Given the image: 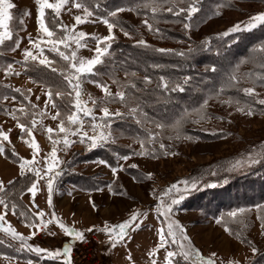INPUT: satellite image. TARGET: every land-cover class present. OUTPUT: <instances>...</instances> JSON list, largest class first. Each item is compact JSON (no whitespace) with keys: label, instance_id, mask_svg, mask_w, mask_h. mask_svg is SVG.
Instances as JSON below:
<instances>
[{"label":"rangeland","instance_id":"1","mask_svg":"<svg viewBox=\"0 0 264 264\" xmlns=\"http://www.w3.org/2000/svg\"><path fill=\"white\" fill-rule=\"evenodd\" d=\"M257 1L259 2L250 4L237 3L232 7V10H225L218 17L209 19L199 29L191 31L188 28L186 34L192 39H198V41L213 36L227 37L221 34L227 31L228 28L246 21L257 12L264 11V0ZM10 2L14 5L10 9L13 19L9 22L13 36L12 39L6 40L0 45V85L7 86L13 90L19 88L28 98L25 99L24 95H20L19 99L21 101L19 103L10 98L8 94H3L5 91L2 90L0 92V108H3V111L7 109L8 112H11L13 108L19 109L24 106L28 114L25 116L17 111L16 115L20 122L25 123L29 127L31 126L33 115H35L37 125L33 129L31 137L35 139L38 145V163L35 167H39L43 172L45 169L44 157L52 149L51 141L48 139L45 129L48 127H52L54 130L57 129L60 120L52 119V116L56 114L55 108L52 107L53 102L45 104V101L49 99L47 88L34 83L24 73L23 50L32 47L29 44V35L31 34L33 39L37 36L38 26L36 24L35 0H10ZM77 2H80V0H77ZM85 2L93 10L94 15L89 19V22L77 25L76 31H84L89 34L85 38L86 46L77 49L78 56L91 58L95 54L96 42L90 38L91 35L104 36L108 34L106 25L100 22L98 18L100 16L105 17L107 13L117 8L123 9V11L117 13V17L124 22L130 23L137 34L129 33V36H125L121 31L123 27L117 23V26L113 29L115 38L111 45L116 42H135V39H139L138 33L141 36L143 34L144 36L146 35V32L139 27V19L136 13L133 10L129 11L122 8L126 0H104V4L101 6L105 9L99 6L97 9L96 5H90L89 0H85ZM97 2H100V0ZM24 12L29 14L25 16L23 15ZM76 15H82V9L73 7L72 0H69V3L62 9L59 20L68 25L71 30V25L75 23L74 17ZM21 20L23 21L22 24ZM92 21L95 22L93 23ZM51 22L53 23V18ZM261 24H257L256 27L247 30L242 27L241 31L230 33L228 36L233 37L234 40L239 33L254 30ZM123 29L127 31L125 28ZM56 31L58 34H62L59 33L58 29ZM147 36V40L150 39V35ZM17 40L20 41L19 47L16 45ZM72 48H75L74 44ZM61 50H64L63 46H61ZM33 52L35 53L36 50L33 49ZM46 52L50 51L45 48V56H47ZM51 54L54 56V60H52L50 66L41 65L38 60L35 62L29 61L28 64L38 67L48 66L50 69H56L61 80L58 85L49 89L53 92L52 97L54 95L55 98L60 100L61 118L66 121L67 115L75 110L73 106L75 93L67 86V81L61 75V70L66 69L67 62L63 61L57 53L51 52ZM108 57L109 53L104 57L103 63ZM103 63L95 66L94 73L99 75L91 74L82 79V100L87 101L86 106L92 108L94 115L98 118L102 115L101 107H107L110 113L118 111L122 114L120 117L113 116L111 120V138L107 142L98 143L96 147H91L89 143H81L78 136H70L69 138L73 143L65 149L62 137L53 136L54 139H60L61 141L56 147L58 149L57 156L62 163L58 169L61 174L53 183V191L51 193L52 206L51 208L48 206L49 194L46 180L41 179L37 181L38 191L35 194V199H38V203L35 205L38 208L33 206V208L31 207L32 209L28 207V210H24L20 207L18 211L19 213H34V208H37L44 211L46 220L51 219V213L54 212L66 226L80 230L84 235L83 240H87L89 232L97 231L98 244L101 247L96 249L97 251L95 252L97 255L99 254L98 256H101L99 258L100 263L97 264H103L104 259L102 257L107 258V253L105 252L111 245L107 233L101 230L105 223L111 227L129 218L132 212L136 211L139 214L137 222L141 224V227L135 230L130 229L126 236L130 238L137 232V237L143 238V240H140L141 245H139V247H143L137 249L139 255L137 258L134 256L135 262L140 258L143 264H151L152 259L157 260L158 264H165L164 257L166 250L171 251L170 246L167 245L165 248L160 249L154 257H149L148 253L152 250L149 247L151 242L146 241H149V238L153 239L152 244L155 248L159 242L158 232L162 227H165L162 223L164 219L162 216L158 215L159 221H161V228L153 223L157 220V212L155 211L159 202L157 197L162 191L173 183H178V186L183 188V184L179 182L193 179L200 181L197 188L209 187L213 180L219 179L217 176L222 169L235 170L230 173L234 177L237 176L235 181L242 176L241 171H244V169L245 171H258L256 172L257 175H255L258 177L255 179H259L260 175H264V160L251 166L231 167L236 161L246 160L249 153L254 156L264 153V105L258 103L259 100L264 99V85H259L248 76L239 75V83L235 85V95L239 97L242 94L244 100L242 102L230 98H224L223 101L217 100L216 104L210 107V111L206 116L201 115L198 122L191 124L186 129L188 133L180 134L178 126L171 127V122L169 124V121L163 120L164 116L161 115L164 112L157 114V110L153 107L155 112H152L155 115L145 113L143 106L138 105V100H130L127 104H124L119 101V98H116L100 104L99 100L104 97V92L97 87L96 82L106 84L114 95L117 91V85L113 83L114 79L119 80L121 84H129L131 79V75L126 76L117 70L107 75L96 72ZM8 64L12 65V72L9 75H5L4 70ZM260 77L257 75L251 76V78ZM245 87H253L255 94L246 95L242 91ZM29 89L31 90L30 93L27 91ZM124 90L129 93L127 89ZM134 90H136V86ZM58 91L62 93L61 96L56 95ZM70 92L72 93L71 96L68 95ZM5 96L8 97L7 100L4 99ZM38 97L39 99H37ZM90 97L97 100L95 107ZM32 105H35V108ZM134 107L139 108L138 112L135 115H129L130 110ZM249 107L253 109L252 115L247 114ZM238 108H243L244 111H238ZM8 112L0 113V130L8 134L9 140L0 141V143L3 144V147H5V144L8 145L13 151L15 150L13 147L16 145V149L20 151L21 155H23V151L30 153L27 159H32L30 143L25 146L26 142L30 141L31 138L26 135L22 138L21 130L17 126V120L13 119ZM205 112L207 113V111ZM41 113L45 114L42 115ZM154 116L157 119L153 118ZM83 119L84 131L91 135V118L84 117ZM137 120L141 122L137 123ZM118 122H122L123 125L114 127ZM157 124L162 125V127L157 128ZM150 133L156 136L151 143L148 142ZM201 134L208 136V139L201 140ZM141 141H145L144 155L136 154L141 151ZM161 143L166 146L163 150L160 149ZM124 156H127L128 159H122ZM99 161H105L106 163L101 164ZM130 165H135L136 167H130ZM112 167L117 168L115 175L111 171ZM19 169V164L14 166L0 154V182L5 186L13 178L20 175ZM236 183L237 188L241 191V181ZM243 185H245L244 188L249 187L247 183ZM191 191L192 189L185 194L184 199L178 205L173 206L171 215V220L178 222L183 227L191 246L198 249L205 257L213 252L216 253L217 264L220 261H224V264H227L229 260L239 261L240 264H264V228L261 227V220L258 219V217L264 216V213L259 214L251 206L241 207L246 211L239 221H235V226L240 236L238 238L236 234L232 235L225 231V223L232 222L228 217L222 218L220 215H215L205 219L206 216H202V214L206 211L199 212L195 208H186L184 203L188 201V193ZM27 194L30 193L27 192ZM23 202L27 203L28 201L23 200ZM256 202L259 201L257 200ZM4 211L3 205H0V212ZM205 215L208 214L205 213ZM17 218L10 209H7L4 226L7 227L10 223L15 229L18 223V225H21V234L26 238L31 237L28 239V243L33 247H40L49 251L59 250L61 255L59 258H51L43 254L37 255L27 249L17 251L20 242L14 241L9 235L0 232V239L9 245L6 247L5 243L0 242V264H10L11 260L8 262L9 256L15 257L16 261H14V264H18L20 261L23 263L32 261V264L36 262L38 264H63V249L65 245L69 243L74 245L78 241L65 235L55 221L42 228L40 230L41 234L37 236L31 235L36 232L35 227L29 226L27 222L21 223L20 217ZM31 218V216H28L29 220ZM218 218L222 221L221 224L216 222ZM213 220L216 224L222 226L221 229L213 225ZM24 221H27L25 217ZM89 228L92 230L87 231ZM126 237L123 240L127 243ZM248 241H251V245ZM94 242L97 244V240L90 239L91 245ZM120 243L118 242L110 248L108 260L104 264H111L112 260L116 261L115 264H122L120 261L124 260V251L118 246ZM2 244L5 247L1 246ZM252 247H255L257 251L252 252ZM127 249L131 253L133 250L134 252L136 251L130 246H127ZM142 251L143 253H141ZM177 262L178 264H181V262L182 264H187L182 257ZM128 264H132L131 261Z\"/></svg>","mask_w":264,"mask_h":264},{"label":"trees","instance_id":"2","mask_svg":"<svg viewBox=\"0 0 264 264\" xmlns=\"http://www.w3.org/2000/svg\"><path fill=\"white\" fill-rule=\"evenodd\" d=\"M97 1L89 0V3L93 6L96 5L97 9L98 6L105 9L101 6L104 4V0ZM189 2L190 0H180L179 3L176 0H160L162 8L154 15L150 9L142 7L145 0H126L122 8L129 11L133 10L136 13L139 19V27L146 32V35L144 36L143 34L141 36L138 33L139 39H135V42L113 43L109 50L108 59L96 70V72L104 73L105 75L116 70L124 75L125 72L131 75L129 84L134 83L136 90L130 86L126 89L131 96L135 97V100H138V105L143 106L145 113L155 115L153 107L157 110V114L164 112L161 115L164 116L163 120L169 121V124L171 122V127L178 126L180 134L188 133L186 129L191 124L198 122L201 115L206 116L210 111V107L215 105L217 100L223 101L224 98L240 102L244 100L242 94L239 97L235 95V86L228 85L227 80L230 74L236 75L237 78L239 75L248 76L259 85H264V67L261 66V61L258 57L253 58V50L264 45V23L254 30L239 33L234 40L231 36H213L198 41V39H192L188 36L186 34L188 28H184V24L188 23L190 25L189 30L199 29L209 19L218 17L225 10H232V7L237 3L250 4L259 1L195 0L194 6L198 7V11L193 13L190 19H185L187 16L186 11L179 16H174L164 10L173 5H175V10L179 8L186 9ZM48 13L50 14L47 16V22L52 25L53 16L51 12ZM105 17H108V13ZM145 19L152 24L151 30L144 28L146 27L143 24ZM115 20L129 33L137 34L130 23L124 22L117 16ZM147 35H150L148 40L146 38L148 37ZM140 39H143L148 46L137 45L136 42ZM156 49H170L172 51L162 53L156 51ZM179 53H183V55ZM46 55L49 60H54L51 52H46ZM23 66L25 67L24 73L34 83L46 87L48 92L50 87L58 85L61 80L57 71H53L48 66L38 67L28 63H23ZM133 73L135 74L134 76L132 75ZM94 75L99 74L94 73ZM145 75L149 77L150 83L146 84L144 82ZM255 75L261 77L251 78V76L254 77ZM161 76L169 81L168 91L158 87L159 77ZM185 78H187L186 83ZM177 84L182 86L183 91L179 89L176 91L171 90ZM0 88V92L2 90L5 91L3 94H8L10 98L15 97L14 100L18 102L21 101L19 99L21 97L20 92H16L7 86L0 85ZM51 101L57 105L55 108L56 112L60 111L61 113L60 100L53 95ZM205 101H207L206 104ZM2 109L0 108V113L4 114L6 111ZM153 118L157 119L155 116ZM121 125H123L122 122H118L114 127ZM201 135V140L208 139V136ZM4 149L5 151L2 155L5 159L13 163H20V157L14 152L15 150L13 151L6 144ZM234 171L222 169L217 176L219 179L213 180L210 184L209 187L211 188L192 189L188 193V201L184 203V206L191 209L195 208L199 212L206 211L205 213L208 215L202 214V216H206L205 219L215 215L225 218L228 212L247 206L254 207V210L259 214L264 213V175H260L259 179H255L258 177L255 176L258 171H245L244 169V171H241L242 176L235 181L237 176L234 177L233 174H230ZM31 180H35V175L32 172L25 171L23 176L18 175L11 180L13 182L11 185L7 183L5 186L7 192L14 193L10 197L8 209L13 212L16 219L20 217L21 223L27 221H24V217L21 218L18 211L19 208L21 207L24 210L29 208L23 202L20 192L24 193L27 191V187L31 186ZM238 181H241V191L237 188L236 182ZM246 183L249 184V187L244 188L245 185L243 184ZM257 200L259 202H256ZM11 203H16L15 211L12 210ZM257 206L260 207L258 208ZM218 224L216 225L222 227ZM227 225L231 231V233L229 231L228 233L237 235L235 221L227 222ZM0 242L5 243L1 239ZM7 245L8 243H5L6 247L9 246ZM1 246L4 245L2 244ZM169 246L171 251L177 250L175 245L174 247L171 244ZM179 259L180 257L178 256L174 257L173 264H177ZM256 261L259 262L258 260ZM190 262L187 261V264H190Z\"/></svg>","mask_w":264,"mask_h":264},{"label":"snow or ice","instance_id":"3","mask_svg":"<svg viewBox=\"0 0 264 264\" xmlns=\"http://www.w3.org/2000/svg\"><path fill=\"white\" fill-rule=\"evenodd\" d=\"M177 3L180 0H176ZM69 3V0H35L36 5V24H37V36L35 39L31 36L28 37L29 44L32 46L31 48H25L23 50V62L27 64L29 61L35 62L39 61L41 65H51L52 61L48 59L47 56L44 55V49L47 48L50 52L57 53L63 61L67 62L66 69L61 70V75L65 81H67V86L72 89L75 93V98L73 101L74 111H71L70 114L67 115L66 121L65 119L61 118L60 111H57L55 115L52 116L53 120H60L57 129H53L52 127H48L45 129L48 139L51 141L52 149L48 152L44 157L45 169L42 170L39 167H35L38 163L37 155H38V145L35 139H31L29 141L30 147L32 149V159H25L23 157L20 158L19 168H20V175L23 176L25 171L34 173L36 179L31 180V186L27 187V191L32 194L33 196V206L35 205V194L38 191L37 181L44 179L46 180L47 189H48V206L51 208L52 206V199L51 193L53 191V183L55 179L61 174L58 169L60 168L61 161L57 156V147L56 145L59 144L61 141L60 139H54L53 136L62 137V143L65 149L73 143V141L69 138L70 136H78L80 138L81 143H89L91 147H96L98 143L107 142L111 138V120L113 116L120 117L122 114L120 112L110 113L107 107H101L102 115L98 118L94 115L92 108L87 107V101L82 100L83 89L81 87L82 79L88 75L94 74V69L96 65L103 63L104 57L109 53V48L111 42L114 40V33L113 29L117 26V21L115 17L117 13L123 11L121 8H117L115 11L109 12L108 17L100 16L98 19L107 27V35L99 36L96 34L91 35V39H94L96 42V47L94 49L95 54L91 58H84L77 55V49L81 47H85V38L89 36L88 33L84 31H76L77 25H81L84 23L89 22V19L94 15L93 10H91L83 0L77 2V0H72V5L76 9H82V15H76L74 17L75 23L71 25V30L69 26L62 23L59 20L61 15L62 9ZM195 0H190L188 3L187 8H179L175 10V5L165 8L164 10L167 12L172 13L174 16H179L185 11L187 12V16L185 19H190L193 13L198 11V7L194 6ZM14 5L10 2V0H0V45H2L6 40L12 39L13 31L10 27L9 22L13 19V14L10 11ZM144 8L150 9V11L155 15L161 8L162 5L160 0H145V3L142 5ZM51 12L53 16V24L50 25L47 22V14ZM29 13L24 12L23 15L27 16ZM111 18V19H110ZM93 23L95 21H92ZM23 21L21 20V24ZM264 23V11L257 12L255 15L250 16L246 21L238 23L230 28L227 29L222 36H228L230 33H235L242 30L252 29L256 27L257 24ZM150 30L152 29V24L148 22L147 19L143 21ZM190 25L188 23L184 24V28H189ZM59 30V33L56 30ZM121 31L125 36H129V32L125 31L121 28ZM20 41H16L17 47H19ZM137 45L145 46L148 45L143 39L138 40ZM75 45V48H72V45ZM61 46H63L64 50H61ZM33 49L36 52H33ZM15 50V49H13ZM156 51L167 53L172 50L170 49H156ZM70 53V54H69ZM254 56L253 58H259L261 61V66L264 67V45L259 46L258 48L253 50ZM183 55V53H179ZM213 70H215L213 68ZM53 71H56L54 68ZM12 72V65L8 64L6 69L4 70L5 75H9ZM18 74V73H17ZM125 75L128 76L129 74L125 72ZM135 75L134 73L132 74ZM95 82V81H94ZM144 82L150 83V79L147 75L144 76ZM187 82V78H185V83ZM97 87L101 88L104 92V97L100 98L99 103L104 104L109 100H113L119 98L121 103L127 104L130 100H134L135 97L131 96L127 93L124 89L128 88H135V84H121L119 80L114 79L113 83L117 85V91L113 95V93L109 90L106 84L102 82H96ZM229 86H235L239 83L238 78L234 74H230L227 80ZM158 87L162 88L164 91L169 90V81L165 79V77H159ZM179 89L183 91V88L177 84L176 87L172 88V91H176ZM16 92H20L21 95H24V98L27 99V95L22 92L21 89H15ZM29 93L31 90H27ZM223 91V89H221ZM242 91L246 95H254V88L253 87H245ZM57 96H61V92H56ZM69 96L72 95L70 92ZM49 99L45 101V104L51 102L52 100V92L51 90L48 92ZM5 100L8 97H4ZM14 100L15 97H12ZM39 99V97L37 98ZM90 99H92L90 97ZM207 101H205V104ZM259 104L264 105V99L258 101ZM92 104L95 107L97 105V100L92 99ZM35 108V105H32ZM52 107L56 108L57 105L52 103ZM139 108L134 107L130 110L129 115H135L138 112ZM238 111H244L243 108H238ZM8 112L7 109H5ZM19 111L22 115H27V109L24 106H21L19 109L13 108L11 112H8L9 115L13 117V119L17 120V126L21 130L22 138L26 135L27 137L31 138L33 135V129L37 125V120L35 119V115H33V119L31 121V126L29 127L25 123L20 122L19 118L17 117L16 113ZM42 115L45 113H41ZM82 114V115H81ZM247 114L252 115L253 109L249 107L247 109ZM84 117L91 118V132L92 134L89 135L87 131H84L83 124H84ZM140 120H137V123H140ZM157 128L162 127V125L157 124ZM156 136L154 134H149L148 142L151 143ZM8 134L0 130V141H7ZM141 151L136 153L138 155H144V146L145 141H141ZM165 145L163 143L160 144V149H165ZM5 151L3 144L0 143V154H3ZM122 159L127 160L128 157L124 156ZM264 160V153H260L257 155H253L249 153V156L246 160L236 161L234 165L231 167H239V166H251L252 164H256ZM101 164H105V161H99ZM130 167H136L135 165H130ZM111 171L115 175L117 172L116 167H112ZM215 174V173H213ZM13 182L9 181V185ZM180 184H183V188L178 186V183L171 184L167 189L162 191L160 195L157 197L158 204L156 206L155 211L159 216H162L164 219L162 223L165 227H162L159 232V242L156 244L155 248L149 251L148 256L154 257L155 254L162 248H165L167 245H175V251H167L164 257L165 264H173V258L180 256L183 258L184 261H191V264H217L216 253H211L209 256L205 257L200 253L198 249H195L191 246L188 236L185 234L183 227L176 221L171 220L172 209L173 206L178 205L181 200L184 199L185 194L190 191L191 189H196L200 181L198 180H191V181H181ZM111 190V188H110ZM20 194L22 195L23 192L21 191ZM14 193H9L6 191L5 185L0 182V205H3L5 211L0 212V232L9 235L12 240L19 241L20 245L17 251H22L27 249L28 251L35 252L37 255H47L51 258H59L61 253L59 250L56 251H49L48 249L40 248V247H33L31 244L28 243V239L31 237L26 238L23 234L17 232L9 223L7 227H5V213L9 207V197H12ZM17 205L16 203H11V208L15 211ZM95 207V205H93ZM258 208L260 206H257ZM245 209L239 208L234 211L228 212L227 217L232 221H239L241 216L245 213ZM20 215L25 217L29 226H34L36 231L41 230L42 228L47 227L48 224L55 221L59 228L63 231L65 235L71 237L72 239L83 240L84 235L83 233L74 228L66 226V224L60 220L55 213H51V219L46 220L45 213L43 210H37L34 213L32 212H21ZM138 213L133 211L131 216L127 219H124L122 222L112 225L111 227L105 223L102 231L107 233L109 242L115 246L116 243L121 242L127 235L128 231L135 230L141 227V224L138 223ZM28 216L32 218L29 220ZM261 220V227L264 228V216L258 217ZM38 221V222H37ZM220 219L217 220V223H221ZM166 228V230H165ZM92 229L89 228L87 231H91ZM225 231H229L230 229L225 223ZM31 235H35L33 232ZM238 238H240L239 233H237ZM243 242V241H242ZM251 245V241H248ZM252 252H256V248L252 247ZM71 253V245L66 244L63 249V264H71L70 259ZM131 259V257H129ZM28 264H32V261H28ZM151 264H158L157 260L152 259ZM178 264V262H177ZM219 264H224V261H220ZM227 264H240L239 261L236 260H229Z\"/></svg>","mask_w":264,"mask_h":264},{"label":"crops","instance_id":"4","mask_svg":"<svg viewBox=\"0 0 264 264\" xmlns=\"http://www.w3.org/2000/svg\"><path fill=\"white\" fill-rule=\"evenodd\" d=\"M31 139H33V138H31ZM9 140V139H8ZM19 141V140H18ZM29 144V141L28 142H26V144H25V146L26 145H28ZM14 145V144H13ZM14 149H15V151H16V153L19 155V157L21 158V157H23V158H25V159H27L29 156H30V153H27V152H24L23 151V155H21L20 154V151L19 150H17L16 148V145H14V147H13ZM2 157H3V155H2ZM4 158V157H3ZM5 159V158H4ZM7 160V159H6ZM8 162L9 163H11V164H13L14 166L15 165H17V164H19V163H13V162H11V161H9L8 160ZM13 167V166H12ZM20 170V169H19ZM16 176V175H15ZM27 192L28 191H25L23 194H22V199L24 200V201H28L27 203H25L30 209H32L33 208V196H32V194L30 193V194H27ZM34 200H35V204L36 203H38V199H35V197H34ZM32 207V208H31ZM34 210L35 211H37V210H40V209H37V208H34ZM156 218H157V220H155L153 223H154V225H156L157 227H160L161 228V221H159V218H158V214L156 213ZM208 221V220H207ZM211 221V220H210ZM213 223V225L214 226H216V227H218V228H220L221 229V227H219V226H217L216 224H215V222H212ZM20 226L21 225H18V223H17V227H15V229L17 230V231H19V233H21V228H20ZM18 228H19V230H18ZM38 234H41V231L39 230V231H36L35 232V235L37 236ZM137 232L132 236V237H126V241H127V243L124 241V240H122L121 241V243L118 245V246H120L121 247V249H122V251H124V260H122V261H120V263H122V264H128L130 261H131V263L132 264H143V261H141V259L139 258L138 259V261L136 260V262H135V257L134 256H136V258L138 257V255H139V253H138V251H137V249L138 248H142L143 246H141V247H139V245H141V243H140V240L142 239L143 240V238L142 237H137ZM192 238H194L193 236H191ZM129 238V239H128ZM101 240H103V238H101ZM64 241V240H63ZM104 241V240H103ZM147 242H151V244H150V248H154V245L152 244V241H153V239H151V238H149V241L148 240H146ZM113 245L111 244V245H109V248L107 249V251L105 252V253H107V258H105V257H102L104 260H103V264L108 260V253H109V251H110V248L112 247ZM127 246H130L132 249H136V251L134 252V250H133V252L131 253L128 249H127ZM148 246V245H147ZM101 248V247H100ZM146 250V249H145ZM141 253H143V251L141 252ZM10 258H9V260H8V262L11 260V262H10V264H14V261H16V259H15V257H13V256H9ZM101 257V256H100ZM122 257V258H123ZM129 257H131V259H129ZM15 259V260H14ZM17 260H19V259H17ZM20 261V260H19ZM61 261V260H60ZM116 263V261L115 260H112V262H111V264H115ZM18 264H28V262H22V261H20ZM34 264H38V262H36V263H34ZM41 264V263H40Z\"/></svg>","mask_w":264,"mask_h":264},{"label":"built area","instance_id":"5","mask_svg":"<svg viewBox=\"0 0 264 264\" xmlns=\"http://www.w3.org/2000/svg\"><path fill=\"white\" fill-rule=\"evenodd\" d=\"M89 237L87 240H78L74 245H71V253H70V259L71 264H97L100 263V256L95 253L100 248V245L98 244L99 238H97V231H91L88 233ZM91 240H97L93 243V245L90 244ZM102 263V262H101Z\"/></svg>","mask_w":264,"mask_h":264}]
</instances>
